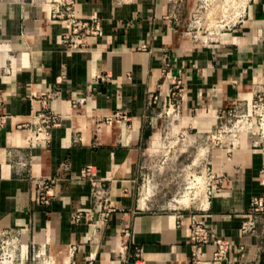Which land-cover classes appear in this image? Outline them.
I'll return each instance as SVG.
<instances>
[{"label":"crops","instance_id":"0c3cea01","mask_svg":"<svg viewBox=\"0 0 264 264\" xmlns=\"http://www.w3.org/2000/svg\"><path fill=\"white\" fill-rule=\"evenodd\" d=\"M41 1L0 6V43L8 44L0 59L9 62L0 68V228L22 233L25 264L42 254L54 264H191L192 219L229 242L224 264H264V215L253 233L241 230L253 198L264 197V150L241 148L231 163L217 161L220 184L201 210H165L139 191L175 82L199 132L252 96L264 75V0H252L206 44L186 32L191 0L179 20L172 0H74L75 15L99 32L71 49ZM89 167L103 200L82 175ZM48 179L49 196L38 202L37 182ZM213 250L204 247L202 259Z\"/></svg>","mask_w":264,"mask_h":264},{"label":"rangeland","instance_id":"374dc122","mask_svg":"<svg viewBox=\"0 0 264 264\" xmlns=\"http://www.w3.org/2000/svg\"><path fill=\"white\" fill-rule=\"evenodd\" d=\"M9 3H13V0H0L2 9L4 6L6 9ZM194 3L196 7L190 12L186 32L190 38L195 39L196 36L200 42L218 38L220 34L228 32V28L236 21V14L242 13L234 10L230 0L226 2L208 0L207 6L203 1L191 0L192 6ZM218 25L226 26L220 31ZM6 41L7 38L1 41L0 53L6 52L5 46L8 45ZM7 54L13 55L8 51ZM8 63L6 60L1 63L0 59V68L7 66ZM252 93V96L248 97V102L245 101L244 104L241 102L239 106L222 110L227 120H230L228 124L224 125L223 119H217L218 113L215 115V121L209 124L210 127L200 129L203 132L193 128L197 126L193 124V120H187L189 115L186 117L182 108L178 111L163 107L159 112L161 124L155 131L156 135L143 162L140 198L159 203L158 205L165 210L198 207L204 200L203 192L209 179L215 178L216 162L224 159L231 163L237 150L248 149L247 146L240 147L241 144L236 143L240 142L235 141L236 131L243 123L244 127L247 126L245 123L250 122L259 126L258 123L264 120V75L255 83ZM195 114L192 113V118ZM241 138L240 136V140ZM257 143V148L252 149L263 152L262 138ZM68 254L70 255L69 250ZM51 263L54 264L53 261Z\"/></svg>","mask_w":264,"mask_h":264},{"label":"built area","instance_id":"2783aa9c","mask_svg":"<svg viewBox=\"0 0 264 264\" xmlns=\"http://www.w3.org/2000/svg\"><path fill=\"white\" fill-rule=\"evenodd\" d=\"M120 2L127 3L131 0H119ZM203 1V4L207 6L206 2L208 0H199V2ZM35 3H42L41 0H33ZM187 0H172V8L174 10L173 18L179 20V13L184 8ZM226 2V0H224ZM252 0H247L243 2L242 0H230V3L234 7L235 11L242 12L241 15L236 14V21L239 20L246 9H248ZM46 4L49 8L50 18L52 22L59 24L64 32L60 35V43L71 48H77L78 46L83 45L82 39L84 35H97L99 32V28L97 23L92 19H82L75 15L74 0H46ZM196 3L192 6L195 8ZM202 8V7H201ZM192 12V11H191ZM234 21V23H236ZM226 25H218L221 31ZM224 33L220 34L223 35ZM73 37L76 39L74 40ZM196 37V36H195ZM203 44H206L208 40H203ZM179 82H175L173 88L169 90L166 95L164 101V108L168 107L169 109H176L179 111L181 108V95H180V87ZM3 102V98L0 95V105ZM248 102V101H247ZM152 104L157 103V98H152ZM243 104V103H242ZM241 105V104H239ZM237 105V106H239ZM236 107V106H235ZM219 111V117L217 119H223L225 122L224 125L228 124L230 120H227L226 114ZM221 113V114H220ZM54 119L53 116H47L45 120L47 122L52 121ZM241 122V121H240ZM238 122V123H240ZM241 124V123H240ZM259 126H255V123H245L247 125L244 127V123L242 127L236 131V140L240 141L236 142L241 144L240 147L247 146L248 148H257L259 139L263 140V150H264V120L261 123H258ZM245 129V131H244ZM244 133V135L242 134ZM242 134V135H241ZM240 136L242 137L240 140ZM234 137V136H233ZM92 169L86 168L82 171V175L84 177H89L92 186L95 188V194L99 200H103L106 197V190L102 184V182L95 180L92 178ZM261 177L264 178V173H262ZM218 179L210 178L208 184L206 185V189L203 192V202H207L211 197L212 193L217 189L219 185ZM51 185V180H41L37 182L38 189L41 190L40 193L37 194L36 200L38 202L43 201L45 197H48V190ZM43 193V194H42ZM200 203L198 207L195 209L201 210L204 203ZM189 209V208H185ZM264 215V197H255L251 202L250 212H249V220L242 227V232L253 233L255 231V227L259 223L261 216ZM78 217L76 218L77 221ZM189 239L192 242L193 253L191 264H224L228 259V254L230 251V244L228 241L216 237L210 230V228L205 225L201 220L192 219L189 225ZM212 245L214 247L213 252L211 253L208 259L203 260V248L206 246ZM24 241L22 237V233L16 231L11 228H0V264H25L27 261V250L26 247L24 249ZM70 256L74 254L76 251L75 246L70 248ZM37 259H41L42 262L40 264H52L50 259L46 258L44 254L37 255ZM133 264H136L135 262Z\"/></svg>","mask_w":264,"mask_h":264},{"label":"bare ground","instance_id":"6f19581e","mask_svg":"<svg viewBox=\"0 0 264 264\" xmlns=\"http://www.w3.org/2000/svg\"><path fill=\"white\" fill-rule=\"evenodd\" d=\"M0 58L3 60V59H5V57L7 56L5 53H4V55H2L1 53H0ZM14 61V60H13ZM212 121H215V118L214 117H212V119H211ZM155 144V143H154ZM198 179V178H197Z\"/></svg>","mask_w":264,"mask_h":264}]
</instances>
